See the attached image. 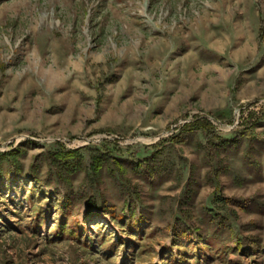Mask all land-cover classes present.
<instances>
[{"label":"rangeland","instance_id":"rangeland-1","mask_svg":"<svg viewBox=\"0 0 264 264\" xmlns=\"http://www.w3.org/2000/svg\"><path fill=\"white\" fill-rule=\"evenodd\" d=\"M11 150L0 264H264V0H0Z\"/></svg>","mask_w":264,"mask_h":264},{"label":"trees","instance_id":"trees-1","mask_svg":"<svg viewBox=\"0 0 264 264\" xmlns=\"http://www.w3.org/2000/svg\"><path fill=\"white\" fill-rule=\"evenodd\" d=\"M199 127H203V128H209V127H211V126H209V123L207 122V123H205V124H200L199 125V123H190V124H187V125H184L183 126V131H191V130H193V129H197V128H199ZM17 152L18 151H13V150H11V151H8V152H5V153H1L0 152V169H1V167H2V165L1 164H3V160L4 159H6L7 160V162H9L10 163V159L13 161V162H15V163H13V164H16V161H17ZM75 152H77L76 150H73L72 152H70V153H72V154H74ZM94 161V170H98L99 169V166H100V161L98 160V159H95V160H93ZM1 174V173H0ZM12 179H7V181H5V183L3 182V181H1L0 180V186L1 187H5L6 188V184H9V182L11 181ZM14 194H16V191H14ZM89 201L88 200H86V203L87 204H89L88 203ZM61 207H62V209H65V207H66V205L65 206H63V203H61ZM92 206L91 205H86V210H85V213L84 214H86V216L87 217H89V216H91L92 214ZM39 214H41V213H39ZM59 226L57 227V230L55 231V236H56V238L58 237H61V236H64L65 234H66V236L67 235H69V236H71V238L72 237H74L75 238V236H76V234H77V229L76 228H74V227H70V229H68V231H65L66 229L64 228L65 227V224L63 223V221H59V224H58ZM138 228V227H137ZM137 230L135 229V230H133L132 232H136ZM79 234V233H78ZM100 240H101V242H100V244H103L104 242H105V240H104V236L102 237V238H100ZM180 252V254H181V252L182 251H179ZM184 262H185V260H184V258L183 257H179V260H173V262L172 263H170V264H184Z\"/></svg>","mask_w":264,"mask_h":264}]
</instances>
